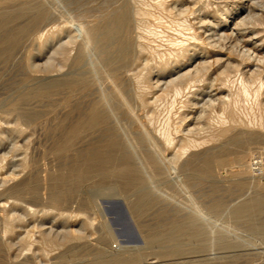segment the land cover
<instances>
[{"label": "rangeland", "instance_id": "obj_1", "mask_svg": "<svg viewBox=\"0 0 264 264\" xmlns=\"http://www.w3.org/2000/svg\"><path fill=\"white\" fill-rule=\"evenodd\" d=\"M122 1L73 0L74 4L70 0L50 2L61 8L63 15L61 13L60 17L63 19L58 17L57 22H59L66 18L76 19L83 14L93 19L102 13L106 4L112 5V2H115V5ZM124 2L129 20L130 5L151 11L147 13L149 16L146 14L143 15L145 18H141L143 24H148V28L144 25L141 31L147 34L144 35L143 41L145 39V46L149 50L138 68L144 75L148 74L149 68H153L148 83L142 85V91L150 101V105L148 108L139 107L137 110L141 109L143 113L140 112L139 115L144 117L152 113L154 120L151 124L156 131L158 128L159 130L167 128L176 143L186 146L188 140L194 138L195 145H191L184 153L179 150V146L165 148L161 163L151 165L143 156V146H138L133 139V135L138 132L134 121L129 118L125 110H117L119 98L112 94L107 99V109L113 115L115 112V116H111L113 121L119 114L123 118L119 132L124 130L130 136L125 143L127 147L129 145L128 149L133 154L131 165L138 170L141 178L138 181L136 176H130V184H127L126 179L118 174L104 176L92 171L77 180L76 176L70 173L77 170V167L80 168L83 162H77L73 151L59 153L56 150L57 143L62 139L60 135L66 131L65 125L69 127L80 115L89 113V106L101 97L100 91L94 86L93 94H86L85 97L80 96L82 94L74 95L75 98L73 96L70 99L71 105H66L67 107L63 104L65 89L61 88L55 95L38 94L53 87L48 76L62 72L59 69V57L55 53L56 49L67 40L65 32L44 47L40 46L39 41H32L27 37L7 47L8 50L0 46L2 138L0 139V156H2L0 157V218L10 213L16 215L25 213L22 207L13 208L12 201L16 198L23 201V204L32 203L31 205L38 209L54 210L47 216L31 217L25 213L11 235H2L5 232L1 221L0 237L4 236L11 240L13 248L8 250L0 243V262L6 259L7 255L18 253L35 256L36 262L42 260V262H52L51 264H79L85 262L87 258H92L86 254V251L81 250L76 255L68 252L67 260H55L53 257L57 249L55 251L47 247L36 248L39 243L37 239H40L42 231L59 237L62 231L68 230L72 235L77 233L80 235L78 241L94 243L101 241L109 250L116 245L118 248L120 245L130 244L127 237L121 235L122 222L116 218V214H110L106 209V202L114 199L126 211L127 216L122 220H131L141 236L143 232L149 235V241L154 239L142 245L144 261L160 260L174 263L192 260L195 264H264V209L247 215L237 212L238 203L246 198L264 200V141L250 143L248 144L250 147L246 145V141L240 151L234 148L222 151L212 149L221 143L219 141L223 142L225 138L236 132L249 128H251L249 132L254 130L252 133L264 135V121H261L264 120V0H133L132 2L124 0ZM244 16L247 18L242 21ZM62 21L59 23L62 24ZM193 33L196 34L197 39L192 38ZM146 40L149 44H146ZM184 52H188L190 57L194 58L188 59L189 55L186 57ZM95 57L96 54H92L91 58L86 57L85 63L94 60ZM168 61L171 62L172 72L156 73L161 63ZM147 63L149 66L146 67ZM188 69H191L193 75L199 70L200 73H204L202 77L205 78H199L198 81L192 82V85L190 83L183 85L180 93H176L174 89L176 87L172 82L177 87L182 86L187 78H181L179 74ZM172 76L175 78L173 79ZM242 77L246 83H249L248 94L243 90ZM61 79L63 82L65 78ZM103 81L111 90L110 83L107 80ZM222 81L225 82L224 85ZM201 92L204 94L202 95ZM81 101L85 102L87 107ZM83 107H86L85 110ZM23 108L26 109L22 111ZM18 109L21 112H18ZM231 116L233 119L236 118V121L232 122ZM64 118L67 120L63 121ZM20 128L25 131H18ZM104 132L103 126H100L96 129H86L83 134L88 135V138L100 140L104 137ZM245 145L248 151L250 149L247 154L244 153L247 151ZM194 152L201 153H199L200 160L190 166L184 165L183 162ZM238 153L245 156L244 160H238L240 156ZM24 155L28 158H26V168L21 171L19 164ZM205 155L206 159H204ZM255 158L262 160V169H254L252 163ZM203 159L208 161L209 166L211 165L209 173L201 172ZM242 163L247 167L245 164L241 165ZM116 167H119V164L113 161L107 163L103 169L111 170ZM49 173H53L52 178L54 176L63 178L61 184L58 183L55 187L56 190L62 188L70 190L64 203L55 204L48 199L49 192L54 191L51 185L52 179H48ZM22 179H25L26 186L20 192L7 190L9 186ZM146 193L152 198L153 203L146 209V213L138 216L129 203ZM94 200L97 204L91 202ZM79 203L81 204L78 205ZM99 207L103 209L111 223L115 237L110 236V238L101 226L104 217ZM60 210L67 213L73 210L81 214L66 220L65 217L56 216ZM89 216L93 220L87 219ZM189 220L196 221L198 233L194 238L189 236L186 228L183 230L185 233L183 231L179 233L174 229L176 224L185 227ZM92 221L94 225L91 224ZM82 222L85 223L82 225ZM32 241L36 243L33 246H31ZM173 243L177 244L171 245ZM177 248H183L182 252L171 258L162 255L170 249ZM187 249L191 252L184 251ZM134 263L144 264L135 261L128 264Z\"/></svg>", "mask_w": 264, "mask_h": 264}, {"label": "bare ground", "instance_id": "obj_2", "mask_svg": "<svg viewBox=\"0 0 264 264\" xmlns=\"http://www.w3.org/2000/svg\"><path fill=\"white\" fill-rule=\"evenodd\" d=\"M50 1L51 0H0V46L7 49V47L13 46V45L17 44L22 38L27 37V38L31 39L32 41H39L40 46L44 47L49 42L52 43L57 37L59 38V36L65 32L64 34L67 36V40L64 41L65 43L61 44L56 49V53H55L59 57V69L62 72L56 73V75L48 76V78L53 83V87H50L51 89H49V90L38 92V94H40V95H50V94L55 95V94L60 92L59 90L61 88L65 89V98H63L64 99L63 104H65V106H66V105H71L70 99L74 95L82 94L80 96L85 97L86 94L87 95L91 94V93L93 94L95 91L94 86H97L98 90L100 91L101 97L98 98L92 106H89V108H90L89 113L87 115H80L78 118H76L75 123L70 125L69 127H67V125H65L66 131L63 130L64 133L62 135H60L62 139L59 140L57 143L56 150L59 153L64 154V153H67L69 151H73V155H74L75 159L77 160V162H79V161L83 162V164H82L83 166L82 165H81V167L79 166L80 168L77 167V170L74 168L76 171L74 170L70 174H72V175L74 174L76 176L77 180L80 179L84 174H86L88 172H92V171L93 172L97 171L96 173L99 172L100 174H102L104 176H108L111 174H118V176L120 175L126 179L125 183H127V184H130V176H132V177L136 176V179L138 181L140 180V178H141L140 173L138 172V170L136 168H134L131 165L133 154L130 152V149H128L129 145L127 147L126 143H125V140L130 139V136L127 135L124 130L122 132H119V129L122 128V125H123L121 122L123 118L119 114V116H117V118H115V120H114L115 123H114L113 119H111V116L113 115V113H111V111L109 109H107V103H108L107 99L110 98L112 96V94H115L119 98L118 105H117V101H116L117 110H120V109L125 110L129 116V118L131 117V119L134 121L135 128L138 132L135 135H133V139L135 140V143L138 146L139 145L141 147L143 146L142 147V148H144L143 156H144L145 160H147L148 163H150L151 165H158L161 163V160H162L163 156L165 155L163 153V150L165 148H169L171 146L178 148V146H179V148H180L179 150L184 153L188 150V148H190L191 145H195V144H193V143H195L194 138L188 140V144H187L188 146L186 145L187 147L182 146V144H180L178 142L176 143L175 138L171 135L170 131L167 130V128L166 129L160 128V130L158 128V130L156 131L151 124L152 121L154 120L153 119L154 115H152V113H151V115H146V116H144L145 117L144 118L141 115H139L141 112V109H140V111L137 110L139 107L140 108H148L150 105V101L147 99L145 93L142 91V85H144V83H146L148 81V77L153 73L152 72L153 68L148 69L149 72L147 75H144V73H142L138 69L141 66L142 58L148 54V50H149V49L147 50V47L145 46V43H144L145 39L143 41L144 35L146 36L147 34H145L144 32L141 31V29L145 27L144 25H146V24L142 23L143 20L141 21V18H143V17L145 18V16H143V15H146L150 10L147 11L148 9L145 10L143 8H140V7H135L136 5L135 6L133 5V7L130 5V15L131 16H130V20H129L128 17L126 16V12H127L126 5H125L126 3L123 0L121 3L117 2L116 3L117 5L116 4L114 5L115 2H112L113 3L112 5H109V4L107 5L105 3L106 6L104 7L103 6L104 4H103L102 5L103 6L102 13L97 15L93 19L88 18L89 16L86 17V15H84V14L80 15V12H79L80 16H78V17L76 16L77 17L76 19L72 17V18H66L65 20L62 21L61 19H63V18L60 17V15L62 13L60 11L61 8L60 9L57 8V6L53 5L54 2L52 1L53 2V4H52ZM70 1L73 2V0H70ZM132 1L133 0H131V2ZM77 3H79V2H77ZM102 3H103V1H102ZM108 3H110V2H108ZM73 4H74V2H73ZM98 5H100V4L98 3ZM143 5H144V3H143ZM93 10H95V9H93ZM256 10H257V8H256ZM150 13H151V11H150ZM62 15H63V13H62ZM74 15H76V14H74ZM250 15H252V13ZM58 17L61 18L60 20L63 22L62 24L59 23L61 21L57 22ZM246 18H247V16H244L242 18V21H244ZM142 24H143V27H142ZM147 25H146V27L148 28ZM147 28H145V29H147ZM149 36H150V34H149ZM43 38H45V39H43ZM192 38L197 39L196 34L193 33ZM146 44H149V43H147V40H146ZM184 53H185L186 57H187V55H189L188 52H184ZM92 54H96L95 59L94 60L92 59L90 62L88 61L87 63H85L86 57L91 58ZM147 58H148V56H147ZM187 58L191 60L192 57H190V55H189V57H187ZM144 59H146V58H144ZM217 60H219V59H217ZM181 61H182V59H181ZM170 63L171 62L168 61L165 63H161L160 66L158 65L159 67L157 68L156 73L165 74L166 72L171 71L172 69H171ZM152 65L154 66V64H152ZM147 66H149V63L146 64V67ZM184 66H186V65H184ZM66 68H68V69L66 70ZM195 68H197V67H195ZM77 70H80V72H77ZM143 72H145V71H143ZM202 75L204 76V73L203 74L200 73L199 70H197V72L194 75L192 74L191 69H188V70H185L184 72H181L179 74V77L187 78V79H186V81H184L182 83V86L179 85V87H177L176 84L174 82H172L173 85L176 87V88H174L175 92L180 93L181 89H183L182 88L183 85H187L189 83H190V85H192L191 83L194 81L195 82L198 81L199 78L204 79L205 77H202ZM158 76H160V75H158ZM172 77H173V79L175 78V76H172ZM61 78H65V79H63V82H61V80H62ZM103 80H107L110 83V85H111L110 89L111 90H109V87L106 86V83ZM221 83L224 85L225 82L222 81ZM241 83H242L244 92H246V94H248L249 92H248V85L247 84H249V83H246V81L243 79V77L241 78ZM62 85H63V87H62ZM194 85H195V83H194ZM211 87H212V85H211ZM219 87H220V84H219ZM204 88H205V86H204ZM202 92H201V94L203 95L204 93H202ZM204 92H206V91L204 90ZM74 98H75V96H74ZM76 98H78V97H76ZM80 99H82V98H80ZM84 99H86V98H84ZM115 100H117V99H115ZM212 100H214V98ZM223 102L224 101H222V103ZM81 103L84 104L85 102L81 101ZM85 105H86V103H85ZM86 107H87V105H86ZM85 108L83 110H85ZM24 109H26V108H23L22 111ZM71 109H72V107H71ZM151 110H152V108H151ZM137 111L139 113H137ZM18 112H21V111H19V109H18ZM27 114H28V112H27ZM113 116H115V112H114ZM233 116H234V114H233ZM231 119L233 122V120H235L236 118L233 119V117H232ZM65 120H67V118L63 119V121H65ZM261 121H264V120H261ZM21 123H23V122H21ZM23 125H24V123H23ZM100 126H103V128L105 130V132H104L105 135L100 140H96V139L94 140V138H91V137L88 138V135L83 134L86 129H96ZM260 126H261V123H260ZM249 129H251V128H249ZM240 130L241 129L239 128V131ZM248 130L240 131L239 133L236 132L237 134L236 133L234 135L231 134L232 136H230L228 134L230 136L229 138H225L223 142L219 141L221 143L212 149H216V150L218 149V150L222 151V150H225L228 148L229 149L234 148L237 150H239V149L241 150L244 147V144L246 143V141H247L246 145L253 143V142L257 143L259 140L262 142L264 141V135H262L261 133L260 134L252 133L254 130L252 132H249L250 130L249 131ZM18 131L23 132L25 130L24 129L22 130V128H20ZM224 131L225 130H223V132ZM236 131H238V130H236ZM232 132H234V131H232ZM256 132H257V130H256ZM259 132H261V131H259ZM191 136H193V135H191ZM216 136L218 137V135H216ZM207 137H209V136L207 135ZM0 139H2L1 133H0ZM212 139H213V137H212ZM134 140H133V142H134ZM129 143H131V142L129 141ZM248 146L250 147V145H248ZM245 149H247V151H244V153H246V152L249 153L250 149L248 151L247 146ZM207 150L205 152H207ZM7 153H8V151H7ZM199 153L200 152H194V153L190 154L189 158L185 162H183L184 165L190 166L192 164L197 163L201 158L200 157L201 153L200 154ZM239 154H240V156H238V160H241V159L244 160L245 156L244 155L242 156L241 153H238V155ZM0 157H2V156H0ZM26 158H28V157H26L24 155L20 159L19 165L21 167V171H24V169L26 168ZM215 158H217V157H215ZM204 159H206V155H205ZM207 159H209V158H207ZM113 161L115 163L119 164V167H116L115 169H111V170L103 169L107 163L113 162ZM240 162H242V161H240ZM244 164L245 163H242L241 165H244ZM210 166H209L208 161L204 160L202 163L201 172L202 173H209ZM246 167H247V165H246ZM246 170H247V168H246ZM14 174H16V173H14ZM52 174H50L48 176V179H50V180L52 179L51 185L54 187L53 188L54 191L49 192L48 199L55 204L64 203L65 200L67 199L68 195H69L70 190L67 188H62V189L56 190L55 187L58 186V183L62 182L61 179H63V178H59V177H55V176H54V178H52L53 177ZM24 183H25V179H22L19 182L14 183L13 185L9 186L7 188V190L20 192L26 186V185H24ZM147 193L143 197L141 196V198H139V199L131 200L132 203H129L131 206V209L134 210V212H136L138 216H142L144 214V212L146 211V209L148 207H150L153 203L152 198L148 197L149 194H147ZM258 196H261V195H258ZM261 197H263V196H261ZM251 198H253V199H251ZM251 198H246L243 201H241L240 204L238 203L237 212L247 215L248 213L251 214L253 211H261L262 209H264V200L259 199V198H254V197H251ZM16 199H18V198H16ZM16 199L12 201L13 208L16 209L17 207H22L23 209H25V213L27 215H30L31 217H36L37 215L47 216L50 213V211L51 212L54 211V210L49 211V209H46V208L38 209V207L36 208L35 206H32L31 205L32 203L30 205H27V204H23V201L21 202L20 200H16ZM1 201H3V200H1ZM91 202H95L97 204L96 200L91 201ZM80 204L81 203H79L78 205H80ZM98 205H99V202H98ZM99 210L101 212V215H103V217H104L103 222H101L102 223L101 226L105 229V233L107 235H109V237L110 236L115 237L114 236L115 231L113 232L111 223L106 218V214L104 213V211L101 207H99ZM11 212H12V210H11ZM24 214L16 215L15 213H12V214L10 213V214H7L5 217L0 218V222L2 221L3 226H4L3 230L5 232L4 234L2 233V235L6 236L5 234H7V235L13 234L15 226L23 218ZM79 214H81V213H77L73 210L68 212V213L66 211L64 212L63 210H60L56 214V216L65 217L67 220V219L72 218L74 216H77ZM89 218H91V217L89 216L87 219H89ZM91 219L93 220V218H91ZM91 219H90V221H91ZM41 223H42V221H41ZM84 223L85 222H82V225ZM93 223H94V221L91 222V224H93ZM176 225L174 226V229L176 231H178L179 233H181L184 230V228H186L190 237L194 238L195 236H197L198 232L196 229V227H197L196 221L189 220L187 225H186L187 227L186 226L185 227L184 226H176ZM140 227H143V225H140ZM60 234L61 235L59 237H57V236H53L52 234L50 235L46 231H42L40 239H37L39 243H38V246L36 248L39 249V247H42V248L47 247V248H50L53 250L55 249V251L57 249L58 250L57 253L54 251L56 254H54L55 256L53 258L55 260L57 259L59 261L67 260L66 255L68 252H73L74 255H76V253L78 254V252H80L81 250L86 251L87 255L92 256V258H87L85 260V262L83 261L82 263H79V264H128V263H131L134 261L135 262H143L144 264H195V262L192 260L174 262V263L161 262L160 260H151V261L145 260L144 261V259H145V255L143 253L144 246H142V245L148 243L149 235L143 234V232H142V239H143L142 243H130L129 242L130 244H126V245H122V246L120 245V247H118V248L116 245V246H113L112 250H109L106 247V245L105 246L102 245L103 243L101 241H96V243H94L93 241L92 242H90V241H78L81 238L78 233L75 235H72L68 230H65L64 232L62 231ZM4 236L0 237V243L5 245L8 250H11L13 248V242ZM153 240L154 239H151V241H153ZM151 241H149V243ZM169 242H171V241H169ZM177 243L179 245V242H177ZM177 243H173L171 245L175 246V244H177ZM187 243H189V242H187ZM35 244L36 243L33 242L31 244V246H33ZM167 245H169V244H167ZM182 249H180V248H177L174 250L170 249L169 251L164 252L162 255L164 257L169 256L171 258V256L181 253ZM184 251L191 252L189 249L184 250ZM44 252H45V249H44ZM84 254L85 253H83V255ZM7 256L8 257L6 259L2 260L0 262V264H36L37 262H39V264H51L52 263V262L51 263L50 262H42V260L36 262L35 256H26L22 253H18V254H14V255L12 254L10 256L9 255H7ZM80 257H83V256L80 255ZM50 261H51V259H50ZM79 262H81V260Z\"/></svg>", "mask_w": 264, "mask_h": 264}, {"label": "water", "instance_id": "obj_3", "mask_svg": "<svg viewBox=\"0 0 264 264\" xmlns=\"http://www.w3.org/2000/svg\"><path fill=\"white\" fill-rule=\"evenodd\" d=\"M106 209L110 214H116V218L122 222L120 226L121 235L127 237V241L130 243H142L143 239L140 233L137 231L135 225L131 220L127 221L122 220L123 217H126V211L120 207V203L114 199L108 200L106 202Z\"/></svg>", "mask_w": 264, "mask_h": 264}, {"label": "built area", "instance_id": "obj_4", "mask_svg": "<svg viewBox=\"0 0 264 264\" xmlns=\"http://www.w3.org/2000/svg\"><path fill=\"white\" fill-rule=\"evenodd\" d=\"M253 165L254 169H262V160L260 158H255Z\"/></svg>", "mask_w": 264, "mask_h": 264}]
</instances>
